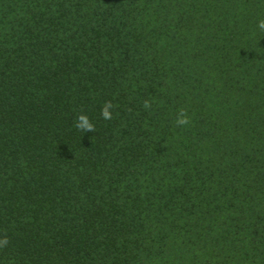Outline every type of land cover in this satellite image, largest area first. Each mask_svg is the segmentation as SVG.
<instances>
[{
    "label": "trees",
    "instance_id": "16d2710c",
    "mask_svg": "<svg viewBox=\"0 0 264 264\" xmlns=\"http://www.w3.org/2000/svg\"><path fill=\"white\" fill-rule=\"evenodd\" d=\"M262 19L0 0V264H264Z\"/></svg>",
    "mask_w": 264,
    "mask_h": 264
},
{
    "label": "clouds",
    "instance_id": "9594fccd",
    "mask_svg": "<svg viewBox=\"0 0 264 264\" xmlns=\"http://www.w3.org/2000/svg\"><path fill=\"white\" fill-rule=\"evenodd\" d=\"M257 28L260 29L261 31H264V19L258 21ZM147 106L148 105L146 103L145 107ZM111 107L112 106L110 104H105V106L101 109V116L103 119L107 120L111 118V113L109 111ZM176 123L178 125H185L188 123V119L181 112L176 120ZM75 126L77 129L82 130L85 133L91 132L93 130L92 124L89 122L88 118L84 115H80L77 117V122Z\"/></svg>",
    "mask_w": 264,
    "mask_h": 264
}]
</instances>
